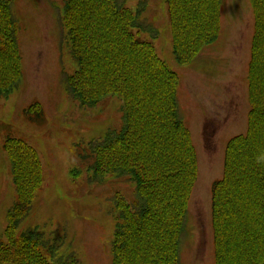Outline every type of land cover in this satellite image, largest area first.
I'll list each match as a JSON object with an SVG mask.
<instances>
[{
    "label": "trees",
    "instance_id": "trees-1",
    "mask_svg": "<svg viewBox=\"0 0 264 264\" xmlns=\"http://www.w3.org/2000/svg\"><path fill=\"white\" fill-rule=\"evenodd\" d=\"M164 1L172 52L176 64L184 66L218 40L223 0ZM62 2L59 37L78 63L75 73L63 72L60 78L64 92L81 108L110 94L123 103L119 127L89 141L83 158L90 159L89 184L112 176L134 186L132 199L122 194L112 199L110 264H181L198 158L180 112L179 75L153 44L140 39L142 34L158 37L144 19L146 2ZM250 6L247 127L225 144L223 173L210 189L214 264H264V0H250ZM20 31L13 0H0V101L23 81ZM24 115L32 123L42 121L43 107L33 102ZM2 143L16 202L0 241V264H81L74 253L61 252V240L38 228L18 231L42 188L43 166L24 139L6 135Z\"/></svg>",
    "mask_w": 264,
    "mask_h": 264
},
{
    "label": "rangeland",
    "instance_id": "rangeland-1",
    "mask_svg": "<svg viewBox=\"0 0 264 264\" xmlns=\"http://www.w3.org/2000/svg\"><path fill=\"white\" fill-rule=\"evenodd\" d=\"M144 1V19L152 23L158 37L142 34L140 39L153 44L158 56L181 78L180 112L198 158L180 262L214 264L210 189L222 176L226 142L244 134L247 125L252 6L250 0H224L218 40L194 61L179 66L172 52L165 1ZM13 4L21 27L18 39L24 76L20 89L0 101V241H4L8 211L16 202L9 161L2 149L3 138L10 135L36 150L44 176L31 213L18 231L38 228L48 238L61 240V252L74 253L81 264H110L115 221L112 199L115 194L132 199L134 186L112 176L89 184L86 165L90 159L83 158L89 141L119 127L123 103L118 95L110 94L98 105L81 108L64 92L60 78L63 72L75 73L78 63L59 37L62 0H13ZM36 101L43 107L44 119L32 123L24 111ZM74 170L78 176L72 174Z\"/></svg>",
    "mask_w": 264,
    "mask_h": 264
},
{
    "label": "crops",
    "instance_id": "crops-1",
    "mask_svg": "<svg viewBox=\"0 0 264 264\" xmlns=\"http://www.w3.org/2000/svg\"><path fill=\"white\" fill-rule=\"evenodd\" d=\"M180 82H181V79H180Z\"/></svg>",
    "mask_w": 264,
    "mask_h": 264
}]
</instances>
